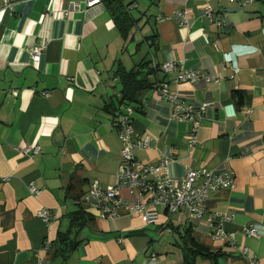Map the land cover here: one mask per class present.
<instances>
[{"label":"crops","instance_id":"crops-1","mask_svg":"<svg viewBox=\"0 0 264 264\" xmlns=\"http://www.w3.org/2000/svg\"><path fill=\"white\" fill-rule=\"evenodd\" d=\"M146 1L154 7L150 20L159 48L150 56L160 68L167 62L175 67L162 69L163 81L145 93L143 110L133 115L135 133L150 136L135 158L152 164L168 159L169 175L179 182L191 168L231 170L235 186L212 193L201 218L188 211L170 214L162 205L151 206L156 222L124 207L114 218L99 216L86 202L87 192L94 181L113 185L122 161L119 126L106 108L118 89L112 76L118 61L135 65V44L143 33L134 28L125 40L103 3H0V264H39L45 240L52 258V241L78 209L69 193L73 184L81 187L80 202L93 220L72 229L82 242L50 264H147L151 252L159 257L156 264H182V232L189 226L199 240L226 254L216 262L197 257L196 264H264V234L245 231L251 224L264 228V0ZM207 5L212 17L205 14ZM176 10L187 13L186 25L157 19ZM34 46H42L37 61ZM181 70L198 71L201 78L178 82ZM164 85L179 104L211 103L196 144L189 142L192 124L173 117L178 104L160 92ZM121 194L139 199L127 188ZM43 207L52 213L48 223L37 215ZM225 214L230 218L222 228L231 239H211L208 216Z\"/></svg>","mask_w":264,"mask_h":264},{"label":"built area","instance_id":"built-area-1","mask_svg":"<svg viewBox=\"0 0 264 264\" xmlns=\"http://www.w3.org/2000/svg\"><path fill=\"white\" fill-rule=\"evenodd\" d=\"M15 1L17 0H5V6L9 7ZM228 1H238L246 4L253 0ZM86 2L88 7L101 4V0H86ZM204 9L207 16H213L214 10L210 5H207ZM164 18L177 19L182 25H186L187 23V13L183 10H176L172 16H165L163 14L157 16V19ZM41 55L42 46L32 47L31 56L34 61L39 60ZM174 67L175 63L172 62L162 64V69L166 72L173 70ZM235 71L237 72V70ZM204 77L207 78V76ZM199 78H201V74L198 71L181 70L176 76V81L195 82ZM160 92L178 104L173 112V117L192 124L189 142L191 145L196 144L201 119L211 103L203 102L198 106L188 102L179 104L178 97L168 93L167 85H164ZM43 95L48 96L49 94L44 92ZM115 113L120 130V139L123 142L121 150L123 161L116 175L115 183L105 187L97 181L92 182L85 199L86 202L96 209L99 216L114 218L118 215L119 208L124 207L129 212L143 215L150 222H156L158 215L151 206L162 205L170 214L188 211L192 217L201 218L207 214L205 203L212 193L235 186V176L231 170L215 171L207 168H191L186 171L184 178L179 182L169 175L168 159L162 158L158 164L138 161L135 158V149L146 147L149 144L150 136L140 137L135 133L131 124V117L134 113L131 106L122 105ZM30 149L31 147L25 148V152H28ZM39 151L38 146L33 148L34 153H38ZM123 188H127L131 193H137L139 199L136 201L125 200L121 194V189ZM30 189L35 194L40 192L39 189L33 186ZM37 215L46 223L52 220V213L49 208L43 207L39 209ZM229 218L226 214L208 216L209 227L211 229L209 236L211 239L225 241L231 239L232 236H228L222 228V222ZM245 231L248 236H260L264 234V228L255 224L247 226ZM51 247V242L45 240L43 244L45 254L38 257L39 264H50L51 260L47 252H49ZM158 258L154 252L149 253L147 264H156L155 262Z\"/></svg>","mask_w":264,"mask_h":264},{"label":"trees","instance_id":"trees-1","mask_svg":"<svg viewBox=\"0 0 264 264\" xmlns=\"http://www.w3.org/2000/svg\"><path fill=\"white\" fill-rule=\"evenodd\" d=\"M139 2V0H101V3L104 4L106 10L113 18L115 27L119 30L125 40L134 28H138V30L143 33V29L140 26V20L143 16L135 17L133 14V10L139 8ZM152 2L154 5L157 3L155 0H152ZM151 17L152 15H149L147 21L144 22L145 25L150 23V33L142 34V40L136 44L135 55L140 53L139 51L144 44L148 45L149 53L144 55L138 61L136 59L135 65L131 68H127L123 62L118 61L114 70L112 78L117 81L115 87H118V89L116 90L117 92L111 96L106 108L112 115H114L115 123H117L115 112L120 108V106H131L134 113L142 111L145 93L155 88L159 82L164 79L162 68H160L161 64H155L154 58L150 56V53H155L159 49L156 41L157 32L150 20ZM132 122L133 116L131 117V124ZM69 193H72L71 196H73L76 200L78 209L67 215V218L69 219V228L65 231H59L56 240L52 241L53 248L51 250V261L55 258H67L69 253L76 249L82 242L77 236H72V229L74 227L81 229L93 220V216L80 202L82 194L81 187L74 184L70 185ZM182 237L184 239L185 247L187 248V253L185 254L182 264H196L197 257H207L216 262L218 257L226 255L224 252L214 251L210 246L199 240L190 226L183 229Z\"/></svg>","mask_w":264,"mask_h":264},{"label":"rangeland","instance_id":"rangeland-1","mask_svg":"<svg viewBox=\"0 0 264 264\" xmlns=\"http://www.w3.org/2000/svg\"><path fill=\"white\" fill-rule=\"evenodd\" d=\"M0 3H5V0H0ZM147 5V1L146 0H140L139 2V8H136L133 10V14L135 15V17H142L143 18L140 20V26L142 27V32L143 34H149L150 33V23L148 24H144V22L147 21L149 15H151L154 11V7L153 6H146ZM147 10V11H146ZM139 30L138 28H135V34L138 33ZM135 47H136V44H135ZM140 53L136 54L135 55V60L137 59L140 60L144 55H146L147 53H149V49H148V45L147 44H144L141 48V50L139 51ZM149 57V56H148Z\"/></svg>","mask_w":264,"mask_h":264},{"label":"clouds","instance_id":"clouds-1","mask_svg":"<svg viewBox=\"0 0 264 264\" xmlns=\"http://www.w3.org/2000/svg\"><path fill=\"white\" fill-rule=\"evenodd\" d=\"M229 114H231V113H229Z\"/></svg>","mask_w":264,"mask_h":264}]
</instances>
